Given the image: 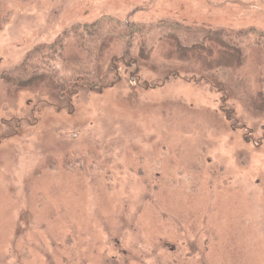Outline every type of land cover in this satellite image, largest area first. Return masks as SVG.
<instances>
[{"label":"rangeland","instance_id":"rangeland-1","mask_svg":"<svg viewBox=\"0 0 264 264\" xmlns=\"http://www.w3.org/2000/svg\"><path fill=\"white\" fill-rule=\"evenodd\" d=\"M0 7V264H264V52L231 66L202 43L264 34V0ZM102 18L138 31L104 39V87L79 75L59 98L50 77L8 80L39 44Z\"/></svg>","mask_w":264,"mask_h":264},{"label":"trees","instance_id":"trees-1","mask_svg":"<svg viewBox=\"0 0 264 264\" xmlns=\"http://www.w3.org/2000/svg\"><path fill=\"white\" fill-rule=\"evenodd\" d=\"M4 10L0 7V31L11 16L10 12ZM134 27L131 23L123 24L113 18H102L91 24L77 25L62 34L54 42L39 44L30 50L22 63L15 67L10 74L8 73V80L13 86H17L23 83H32L41 76L50 77L58 89L59 98L67 97V93L71 92L72 82L79 75L87 77L89 83L93 86L98 87L100 85L104 87V81L100 80L97 71L99 50L103 41L112 34L125 38L130 37L131 34L138 33ZM250 31L248 33H234L229 30H213L208 32L202 43L208 40L209 44L205 45L206 47L211 45V48H209L211 52L217 50L219 54L229 53L231 60L235 61L231 66H240L244 61L243 66H245L248 49L251 50L252 47L258 46L262 47L264 52V34L261 32L255 33L254 30ZM176 37L178 42L181 43V38L177 35ZM187 38V40L191 39V37ZM71 48L80 49L84 54V58L79 57L75 59L74 63L69 61L66 54ZM58 65H61L60 68L67 70L70 74L62 72L63 70L61 71ZM261 81L264 82V73ZM259 100L264 105V96L259 97Z\"/></svg>","mask_w":264,"mask_h":264}]
</instances>
